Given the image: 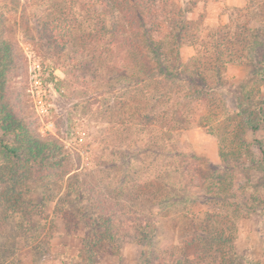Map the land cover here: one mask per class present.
Here are the masks:
<instances>
[{
    "label": "rangeland",
    "instance_id": "rangeland-1",
    "mask_svg": "<svg viewBox=\"0 0 264 264\" xmlns=\"http://www.w3.org/2000/svg\"><path fill=\"white\" fill-rule=\"evenodd\" d=\"M85 1L0 0V33L17 49L5 100L63 156L59 169L27 182L38 238L0 206V264H139L137 235L146 229L163 263H186L206 232L222 230L231 237V247L221 246L225 263L206 242L203 264H264V119L253 131L241 126L235 101L254 73L245 64L248 44L264 42V0H158L152 36L179 35L184 65L222 53L225 83L208 98L200 91L191 98L180 81L136 84L97 45L101 0ZM256 78L260 101L264 75ZM13 140L0 129V143ZM3 159L0 152V187ZM73 175L79 182L67 187ZM97 205L116 212L124 235L114 252L99 247L91 259L79 208Z\"/></svg>",
    "mask_w": 264,
    "mask_h": 264
},
{
    "label": "trees",
    "instance_id": "trees-1",
    "mask_svg": "<svg viewBox=\"0 0 264 264\" xmlns=\"http://www.w3.org/2000/svg\"><path fill=\"white\" fill-rule=\"evenodd\" d=\"M159 3L158 0H101V9L96 14L98 20L101 21V29L95 30L96 37L101 36L102 39L97 44L98 47L114 53L115 63L117 62L119 70L130 74L136 84L153 79L161 85L162 80L174 83L180 81L191 98H196L195 92L197 91H200L199 96L209 93L205 95L207 96L205 98L210 97L213 89L222 88L225 83L223 72H221L223 63H225L222 53L216 51L214 56L204 59L197 57L195 61L192 60L190 64L184 65L177 50L181 45L179 35L174 32L169 38L170 42L166 41L168 37L156 39L152 36L153 29L159 27V23L155 21L153 23L154 19H152L154 13L160 9ZM108 17H112L113 20L109 25H105ZM2 24L0 13V30ZM54 27L53 33L57 32L55 36H59L62 29L60 24H55ZM220 43L221 41L217 42L218 45ZM248 49L251 54L245 59V64L250 67L253 65L254 73L251 76L253 79L250 78L246 83H242L239 96L235 97V101L236 115L240 116L239 124L253 131L259 128L260 120L264 119V109L261 106L264 104V98L259 101L255 97L259 94L258 85L255 83L258 80L256 77L259 73L264 75V42L251 41ZM16 50L0 33V129L5 135H11L14 138L11 143H0V152L4 157L0 206L5 208L9 214L18 215L21 219L19 224L17 222L19 227L26 224L31 230L30 238L36 239L39 234L34 232L31 223V213L36 204L30 196L26 195L29 191L27 182L33 180L41 172L46 174V172L50 173L59 169L63 163V156L61 147L55 140L48 141L35 135L25 120L16 115L5 100V86L9 73H11V66L15 63ZM171 55L176 61L174 67L170 66L173 61L170 60ZM222 104L224 105L223 101ZM260 151L264 154V150ZM223 168L226 172L228 171L227 173H231L230 164L227 167L223 165ZM72 179L79 182L76 175H73L68 178L67 187L70 186ZM221 183L220 181L218 184ZM77 188L79 185L73 186L74 192H78ZM75 195L79 197V200L81 195L83 197L82 192ZM197 196L194 195L195 198ZM186 197H191L189 191L184 194V198ZM96 201L101 203L100 200ZM88 212L86 207L79 208L80 218L83 219L87 230L84 234L83 245L89 252V257L93 259L99 247L105 248L108 252H114L117 249L119 237L122 238L124 235L121 230L124 226L121 218L116 216L114 210H104L100 205L94 208V212ZM152 237V232L147 229L141 230L139 238L137 235V240L141 245L139 264H203L206 259L200 251H204L208 243L216 245L211 250L221 254L225 263L229 250L221 246L230 245L231 238L222 230L206 232L203 236L206 238L201 241L202 249L197 250L193 259H188L186 263L177 259L163 263V259L153 247ZM224 263L215 261L213 264Z\"/></svg>",
    "mask_w": 264,
    "mask_h": 264
},
{
    "label": "built area",
    "instance_id": "built-area-1",
    "mask_svg": "<svg viewBox=\"0 0 264 264\" xmlns=\"http://www.w3.org/2000/svg\"><path fill=\"white\" fill-rule=\"evenodd\" d=\"M38 102H39V104H38V111H39V113L42 114V115L46 114V111H45L43 105L40 103L41 101L39 100ZM81 139L82 138L79 137V140H81Z\"/></svg>",
    "mask_w": 264,
    "mask_h": 264
}]
</instances>
